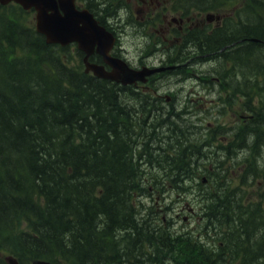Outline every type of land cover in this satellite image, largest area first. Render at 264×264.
Returning <instances> with one entry per match:
<instances>
[{
	"label": "trees",
	"instance_id": "16d2710c",
	"mask_svg": "<svg viewBox=\"0 0 264 264\" xmlns=\"http://www.w3.org/2000/svg\"><path fill=\"white\" fill-rule=\"evenodd\" d=\"M26 14L0 6V246L21 264H145L144 244L156 239L173 259L184 254L198 264L196 241L137 219L138 196L151 186L185 193L200 166L207 170L214 159V143L204 142V161H196L191 141L162 132L163 116L153 125L138 116L135 109L144 106L137 92L84 72L69 48L46 43ZM255 19L248 14L243 36L264 32ZM222 35L212 38L222 44ZM236 69L242 78H262L254 93L264 96L259 47L239 49ZM252 114L248 128L259 148L264 107ZM224 158L214 163V187L229 190ZM151 169L164 179L145 184L140 174ZM208 195L224 212L226 194ZM228 242L241 246L239 234Z\"/></svg>",
	"mask_w": 264,
	"mask_h": 264
},
{
	"label": "flooded vegetation",
	"instance_id": "af4514ba",
	"mask_svg": "<svg viewBox=\"0 0 264 264\" xmlns=\"http://www.w3.org/2000/svg\"><path fill=\"white\" fill-rule=\"evenodd\" d=\"M131 1V0H130ZM136 5L137 23L143 24L144 31H148V35H143L153 38V43L157 46L158 41L161 46L151 52L149 58L141 59L140 56L129 58L124 49L120 47V41L116 43L112 52L114 56H119L128 61L130 65H150L161 66L166 64L172 66L166 72L173 69L182 68L189 61L183 62L185 54L188 50L191 52L210 51L216 53L219 48L225 49L236 48L235 41L237 36L243 37V28L245 26L237 25L232 20L229 23H220V15L217 14V9L206 10L201 1L193 0H133ZM218 17V19H216ZM111 27L113 23L107 22ZM220 23V24H219ZM151 28V29H149ZM118 30V28H117ZM117 30L114 33H117ZM224 39L217 44V40L212 37H217L219 34ZM220 41V40H219ZM221 44V45H220ZM217 47V49H215ZM235 49L229 50V53H235ZM95 56V55H94ZM195 58L191 56L190 59ZM101 59H99L100 61ZM102 62V61H101ZM167 62V63H166ZM235 62V61H233ZM161 75H152L148 78L146 88H150L156 96H162L161 92L165 89L164 85L170 80ZM135 87H142L140 84L133 85ZM163 109H158L156 112L149 111L151 114H161ZM149 120L147 121V124ZM264 251V238H260L258 233L254 236L249 252Z\"/></svg>",
	"mask_w": 264,
	"mask_h": 264
},
{
	"label": "rangeland",
	"instance_id": "374dc122",
	"mask_svg": "<svg viewBox=\"0 0 264 264\" xmlns=\"http://www.w3.org/2000/svg\"><path fill=\"white\" fill-rule=\"evenodd\" d=\"M226 2H224L221 6H217L215 8L220 9V10H224L226 7ZM29 19H31V16H29ZM123 39V43L124 46L127 48V50H129L128 55L130 57L136 55L137 50L134 49V44L137 41L138 37L134 36V33H127L126 35L122 36ZM143 46V44H142ZM139 48V47H138ZM144 50L145 52H148L150 50V48L147 46H144ZM258 54H255L254 57H257ZM207 67V66H206ZM205 67V68H206ZM204 67L199 68V69H185V73L184 76L187 77V83H186V87H190L191 89H194V85L195 82L194 80L198 79V81L202 84V89L199 92L204 99L209 100L210 98H217L219 96V94L214 93V88L211 85V82L213 80H209L207 78H205L203 76L204 73H202V70L205 69ZM198 77V78H197ZM196 78V79H194ZM199 87H201V85H199ZM196 89V88H195ZM197 90V89H196ZM200 90V89H199ZM197 90V91H199ZM184 104L186 105V107L193 113H195L197 116H199L200 118H202V122L200 127L203 128V126H208L210 134L207 135V137L216 142L218 145V141L220 140V133L215 134V132L213 130H216L218 128V124H223L224 126H226L229 130L230 127L232 128L235 119H236V111L235 109H238L236 106L232 107V104L228 105V108L226 109L225 112H223L222 114H216L213 110H212V106H217L216 104H214L213 102H204L201 101V104H199V107L194 106L196 105V101L194 102V105L190 104L189 102H187L186 100L184 101ZM190 120H195V118H190ZM214 132V134L212 135V133ZM225 152H227L225 150ZM264 152V151H263ZM252 154L251 157V161H253V157H257L258 160H260V163L257 165L256 169L257 171H259V173L262 175L259 178V181H257L255 184H253V188L254 189H259L264 191V153H255L254 150L252 149V151L250 152ZM235 155V154H234ZM233 155V156H234ZM225 167L229 166L228 162H225ZM240 170H239V166H235L232 171L230 169V174L228 176L229 178V185L230 186H236L239 189H241L243 186L248 188V186L244 183L240 181ZM215 179H218L215 176ZM214 181H212V179H208V181H206L202 186H201V190L204 193H212L214 192L215 189V185H214ZM251 183L249 184V187H251ZM192 195H183V196H175L174 194H172L171 192H168L166 194H161L160 196H158L157 194L154 195H150V194H144L140 197V200H142V204L146 205L149 204V206L151 207V209H153V205L154 203H156L158 200L160 201V203L162 204L163 202H166V204L168 205V208L165 209L162 206V210L164 213V215L166 216V218H172V224L174 226H176L177 229H179L180 231H184L187 229H194L195 231H197L198 227H199V223L201 221V219L199 218L203 213H204V205L201 203V201L204 199L201 195H196V198L198 200V203L194 206L195 207V214L193 215V218H191L189 221H186L183 219V217L185 216L184 214L189 213L190 211L188 209H184L181 208V201L185 200L187 203L188 201L192 202ZM205 200V199H204ZM193 205L189 204V207H191ZM181 210H183L185 213L183 214L181 212ZM178 214H180L179 217ZM255 231L257 229V225L254 226ZM257 234V231L255 232ZM161 264V263H159Z\"/></svg>",
	"mask_w": 264,
	"mask_h": 264
},
{
	"label": "water",
	"instance_id": "95a60500",
	"mask_svg": "<svg viewBox=\"0 0 264 264\" xmlns=\"http://www.w3.org/2000/svg\"><path fill=\"white\" fill-rule=\"evenodd\" d=\"M11 0H0L6 3ZM24 8L33 7L36 10L35 27L37 32L45 36L49 43L59 42L66 44L76 41L78 47L85 51L86 71L92 69L97 76L113 79L118 82L127 83L137 77V73L126 66L115 61V69L106 71L101 65H93L86 61L87 55L92 53L95 45L96 50L104 60L113 61L108 56L109 48L113 42V37L99 26L95 19L86 10H77L74 0H14ZM12 264H15L14 262ZM39 264H49L39 262Z\"/></svg>",
	"mask_w": 264,
	"mask_h": 264
}]
</instances>
